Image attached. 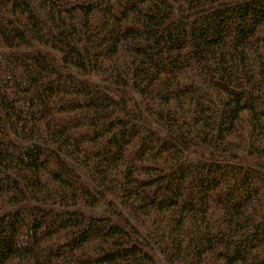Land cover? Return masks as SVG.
Returning <instances> with one entry per match:
<instances>
[{"label": "trees", "instance_id": "obj_1", "mask_svg": "<svg viewBox=\"0 0 264 264\" xmlns=\"http://www.w3.org/2000/svg\"><path fill=\"white\" fill-rule=\"evenodd\" d=\"M0 264H264V0H0Z\"/></svg>", "mask_w": 264, "mask_h": 264}]
</instances>
